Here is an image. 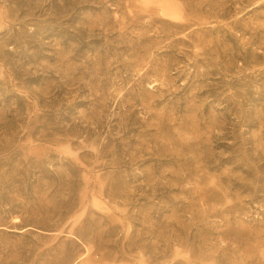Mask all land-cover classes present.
Returning <instances> with one entry per match:
<instances>
[{"label": "rangeland", "instance_id": "1", "mask_svg": "<svg viewBox=\"0 0 264 264\" xmlns=\"http://www.w3.org/2000/svg\"><path fill=\"white\" fill-rule=\"evenodd\" d=\"M0 264H264V0H0Z\"/></svg>", "mask_w": 264, "mask_h": 264}]
</instances>
